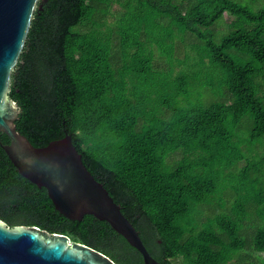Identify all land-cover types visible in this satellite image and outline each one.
I'll list each match as a JSON object with an SVG mask.
<instances>
[{
	"label": "trees",
	"instance_id": "16d2710c",
	"mask_svg": "<svg viewBox=\"0 0 264 264\" xmlns=\"http://www.w3.org/2000/svg\"><path fill=\"white\" fill-rule=\"evenodd\" d=\"M114 2L123 11L107 22ZM8 94L34 146L71 135L161 264H249L243 251L262 253L264 264V0H46ZM225 194L229 209L202 220L197 206L222 207ZM0 219L66 234L116 264H143L106 220L62 215L1 146Z\"/></svg>",
	"mask_w": 264,
	"mask_h": 264
},
{
	"label": "water",
	"instance_id": "95a60500",
	"mask_svg": "<svg viewBox=\"0 0 264 264\" xmlns=\"http://www.w3.org/2000/svg\"><path fill=\"white\" fill-rule=\"evenodd\" d=\"M46 0H0V146L18 172L44 187L54 207L69 219L91 214L106 220L141 254L143 264H161L145 247L138 231L103 184L86 168L67 132L46 145L34 146L19 132L20 111L8 94L10 75L21 53L36 7ZM0 264H116L104 252L63 233L36 225L8 226L0 219Z\"/></svg>",
	"mask_w": 264,
	"mask_h": 264
},
{
	"label": "rangeland",
	"instance_id": "374dc122",
	"mask_svg": "<svg viewBox=\"0 0 264 264\" xmlns=\"http://www.w3.org/2000/svg\"><path fill=\"white\" fill-rule=\"evenodd\" d=\"M122 11H123V9H122L121 5L117 2H114L111 6V12L107 16V22L112 21L114 19L115 15L121 13ZM228 17H229V13L225 12L224 19L219 24L220 29H222V30L227 29V21L229 19ZM179 45H180V43L176 42V46H177L178 51H176L174 53V56L177 58L183 59L184 58L183 48H182V45L178 48ZM158 56H159V54L156 53L155 54V60H154L155 65L163 67V68H167L166 61L160 59ZM177 65L175 67L176 69H178L180 67V64H177ZM101 78H102V81H103L104 85L106 86L107 90H109V91L116 90V86L112 82H110L107 77L101 76ZM177 157H178V155L176 153H171L166 157V162L168 164H173L174 161L177 159ZM244 165H245V161L242 160L238 163L237 167L242 168ZM230 201L231 200L229 199V197L225 194L223 200L220 201V202L224 203V205L222 207L211 206V204H207V205L206 204H200V205H198L197 206L198 209L201 210L200 211L201 219L205 220L206 217H209V216L212 217L218 213H221L224 210H228ZM250 218H253V217L250 216L249 219H245V221L243 223V229H244L245 233H247V235L251 238L252 237V235H251L252 229H253V226L255 223ZM243 254L246 257L244 259V262H248L249 264H256L257 262H259L260 257L262 256V253L254 252V251L250 254H247V252L243 251L242 255ZM173 263L174 264H185L181 258L174 259ZM228 264H235V260H232Z\"/></svg>",
	"mask_w": 264,
	"mask_h": 264
}]
</instances>
